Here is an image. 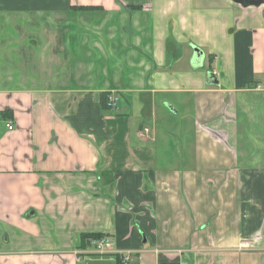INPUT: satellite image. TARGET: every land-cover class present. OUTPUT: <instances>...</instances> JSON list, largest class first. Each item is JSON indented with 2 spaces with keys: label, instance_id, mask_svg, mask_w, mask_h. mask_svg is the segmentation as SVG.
Returning a JSON list of instances; mask_svg holds the SVG:
<instances>
[{
  "label": "crops",
  "instance_id": "crops-1",
  "mask_svg": "<svg viewBox=\"0 0 264 264\" xmlns=\"http://www.w3.org/2000/svg\"><path fill=\"white\" fill-rule=\"evenodd\" d=\"M179 261L264 264V0H0V264Z\"/></svg>",
  "mask_w": 264,
  "mask_h": 264
},
{
  "label": "built area",
  "instance_id": "built-area-1",
  "mask_svg": "<svg viewBox=\"0 0 264 264\" xmlns=\"http://www.w3.org/2000/svg\"><path fill=\"white\" fill-rule=\"evenodd\" d=\"M119 101H120V97L118 95L110 94L107 97L106 105L108 108H115ZM6 126L9 130L14 129V125L11 122H7ZM148 132H149V128L146 127L142 131L139 132V135H140V137L143 138L147 135ZM91 244L94 246L95 250H93V251L80 250V251H77L78 254L79 255H80V253L89 254L88 252H95V253H102L103 254V253H111L113 251L111 241L109 240V238H107L105 236L101 237V238L93 239L91 241ZM179 252H181V250ZM125 259L126 260L130 259L129 254L127 256H125ZM178 264H188V263L185 261H179Z\"/></svg>",
  "mask_w": 264,
  "mask_h": 264
},
{
  "label": "trees",
  "instance_id": "trees-1",
  "mask_svg": "<svg viewBox=\"0 0 264 264\" xmlns=\"http://www.w3.org/2000/svg\"><path fill=\"white\" fill-rule=\"evenodd\" d=\"M105 102V98H104ZM8 110L3 111V116L6 117ZM107 236L105 233H81L80 242L78 248L84 250L87 244H90L93 239L101 238ZM118 258V256H116Z\"/></svg>",
  "mask_w": 264,
  "mask_h": 264
},
{
  "label": "water",
  "instance_id": "water-1",
  "mask_svg": "<svg viewBox=\"0 0 264 264\" xmlns=\"http://www.w3.org/2000/svg\"><path fill=\"white\" fill-rule=\"evenodd\" d=\"M233 1L241 4L244 7H248V6H252V5L260 6L261 4H263V0H233ZM196 51L201 52L199 48H196ZM214 77H215V75H214Z\"/></svg>",
  "mask_w": 264,
  "mask_h": 264
}]
</instances>
